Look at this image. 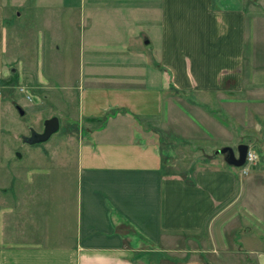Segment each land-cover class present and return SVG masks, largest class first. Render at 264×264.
I'll return each mask as SVG.
<instances>
[{
    "label": "crops",
    "instance_id": "crops-1",
    "mask_svg": "<svg viewBox=\"0 0 264 264\" xmlns=\"http://www.w3.org/2000/svg\"><path fill=\"white\" fill-rule=\"evenodd\" d=\"M238 2L0 0V73L11 60L6 21H58L79 37L82 119H156L170 138L215 152L234 139L218 114L249 115L258 128L264 118V10ZM106 135L77 145L71 187L66 175L57 193H18L2 206L0 264L241 263L225 230L248 196L238 168L217 155L192 176L167 174L157 143ZM249 194L261 222L264 193ZM250 254L264 264L259 246Z\"/></svg>",
    "mask_w": 264,
    "mask_h": 264
},
{
    "label": "rangeland",
    "instance_id": "rangeland-1",
    "mask_svg": "<svg viewBox=\"0 0 264 264\" xmlns=\"http://www.w3.org/2000/svg\"><path fill=\"white\" fill-rule=\"evenodd\" d=\"M243 1L247 5V0ZM259 1L263 11L264 0ZM23 2L18 0V4ZM221 4L229 9L240 7L238 0H221ZM4 27L8 32L4 57L10 56L11 60L0 73V209L18 193H57L59 183L67 180L64 181L66 175L67 185L71 187L77 145L81 140L103 138V134L118 141L132 139L136 133L141 139L157 143L167 174L192 176L194 170L211 166L209 161L220 155L214 152L211 143L186 144L170 138L159 130L156 119L119 114L116 120L108 117L84 122L78 112L82 75L79 37L74 33L65 37L58 21L45 22L42 18L30 22L22 17L16 23L6 21ZM217 116L227 131L234 133L229 145L235 154L239 145H246L247 152L254 155L250 166L243 169L244 164L238 168L248 181L243 191L248 196L243 206L238 204L230 209L225 229L228 250L241 251L240 264H254L251 250L259 246L264 251V219L256 222L251 215L249 193H264V118L258 128L249 115L237 121L223 117V113ZM52 117L59 121L58 131L44 143H27L33 132H43L44 121ZM224 158L222 155L218 163H226ZM70 187L67 186V193ZM231 210L234 211L230 213ZM144 248L148 249V245Z\"/></svg>",
    "mask_w": 264,
    "mask_h": 264
},
{
    "label": "water",
    "instance_id": "water-1",
    "mask_svg": "<svg viewBox=\"0 0 264 264\" xmlns=\"http://www.w3.org/2000/svg\"><path fill=\"white\" fill-rule=\"evenodd\" d=\"M20 115H23V111L19 110ZM59 129V121L56 117H52L44 121V130L42 133L33 132L31 137L27 139L29 144H40L46 142L53 134ZM248 147L246 145H239L237 147V155L230 147H224L216 150V154L225 155V162L235 168L242 167L245 163V157ZM17 158L21 156L17 153Z\"/></svg>",
    "mask_w": 264,
    "mask_h": 264
},
{
    "label": "built area",
    "instance_id": "built-area-1",
    "mask_svg": "<svg viewBox=\"0 0 264 264\" xmlns=\"http://www.w3.org/2000/svg\"><path fill=\"white\" fill-rule=\"evenodd\" d=\"M254 161V155L253 153H251L250 151H248L246 153V157H245V165L243 169H246L248 166H250Z\"/></svg>",
    "mask_w": 264,
    "mask_h": 264
},
{
    "label": "trees",
    "instance_id": "trees-1",
    "mask_svg": "<svg viewBox=\"0 0 264 264\" xmlns=\"http://www.w3.org/2000/svg\"><path fill=\"white\" fill-rule=\"evenodd\" d=\"M103 118H84V122H96V121H101Z\"/></svg>",
    "mask_w": 264,
    "mask_h": 264
}]
</instances>
